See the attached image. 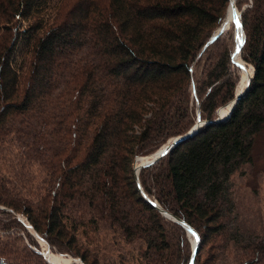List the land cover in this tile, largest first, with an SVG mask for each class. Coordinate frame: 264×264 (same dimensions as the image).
I'll return each mask as SVG.
<instances>
[{"label": "trees", "instance_id": "16d2710c", "mask_svg": "<svg viewBox=\"0 0 264 264\" xmlns=\"http://www.w3.org/2000/svg\"><path fill=\"white\" fill-rule=\"evenodd\" d=\"M229 3L0 0V153L17 144L24 165L45 167L50 183L49 195L34 207L23 192L30 177L17 180L0 168V205L9 209L0 212L9 225L26 231L14 216L23 214L44 240L46 235L59 251L88 262L70 236L78 226L68 212L82 206L118 226L126 238L146 240L145 260L137 264L181 263L186 257L164 238L161 213L142 195L134 163L196 124L193 94L200 119L209 124L142 169L140 184L149 200L197 231L193 264H202L198 224L210 234L233 230L224 221L235 209L231 177L254 162L264 134V0H251L241 13L246 36L241 54L255 70L249 90L226 121L213 122L237 89L235 24L231 48L219 42L223 32L209 44ZM234 19L229 8L225 22ZM9 225L4 227L10 230ZM12 236L0 243V264H34L40 255L36 261L48 264L40 252L11 246L17 238ZM42 247L52 263L73 264L43 242ZM262 248L254 243L244 248L257 253L246 264H264ZM192 255L190 249L182 264H191Z\"/></svg>", "mask_w": 264, "mask_h": 264}, {"label": "rangeland", "instance_id": "374dc122", "mask_svg": "<svg viewBox=\"0 0 264 264\" xmlns=\"http://www.w3.org/2000/svg\"><path fill=\"white\" fill-rule=\"evenodd\" d=\"M250 5L251 0H235V6L240 13H243ZM229 7L230 3L225 11L224 22L226 21ZM232 33L233 32L230 28L223 32V36L219 41L223 48L232 47ZM234 35L235 34L233 33V36ZM234 38L236 41L235 36ZM241 59L243 60L242 54ZM202 66L203 64L201 65L200 70H202ZM247 66V69H251L252 71L253 67L250 64H247ZM239 69L235 67L232 68V73L237 79V88L241 82L242 73H245L247 70L245 69V71H243ZM198 76L201 78V75ZM193 79H196L197 82L199 81L195 76ZM189 90L191 91V88ZM190 105L193 109V116H197L198 113H200V110L197 107V102L193 97V94L190 97ZM167 143L168 141L163 143L152 154L158 153ZM254 152V162L242 166L231 177V193L235 209L228 218L224 219V221L228 226H232L233 230H227L225 233L212 231L213 233L210 234L209 230L203 223L198 224L202 236L204 237L203 246L199 252L201 255L199 256L198 254L202 264H246L250 258H254L257 255V253L249 254L251 251L246 253L245 249L251 243L260 244L263 247L262 255L264 256V134L258 138ZM147 156L149 155H140L138 157ZM0 168L3 169V172L10 173L17 180L29 176V185L31 184L32 187L30 188L28 185V188L22 191L25 194L31 195V198L33 199L32 205H34V207L42 205L43 199L49 195L50 191V183L47 181V170L45 167H41L38 164L25 166L22 156L19 154L17 144H13L10 145L5 152L0 153ZM138 178L140 181L141 172L139 173ZM147 188L151 189L149 181H147ZM152 189L154 191V188ZM152 198L154 197L152 196ZM1 210L7 212L9 209L0 205V211ZM68 213L73 223L78 226L76 232L71 231L70 233V236L76 237L72 247L76 248V250L80 252V255H84L88 262H85L81 256L76 255L75 253H64L59 251L58 247L51 244L46 235L43 234L47 239L44 240L34 228L30 230L27 228L25 231L18 226V224L13 223L10 224L11 227L9 230V228L4 227V224H6V226L7 224L9 225V219L2 212H0V243L5 240L6 235L14 234L12 237L17 238H15L11 246L20 248V246L24 245L32 252L38 253L43 251V242L53 253L66 255L72 258L73 261H77V263L73 262V264H137L136 261L140 257H143L144 259V251L147 248V242L145 239L136 238L131 240L126 238L118 226L102 221V219L94 214L92 210H88L82 206H73ZM141 214L147 217L149 216V214H146L142 210ZM65 215L67 216V214ZM14 216L18 219L20 216L25 220L26 224L31 225L25 215L15 213ZM65 220H67V218ZM160 222L162 223V230L164 231L163 236L170 242L171 249H177V251L180 250L183 258L186 257L182 260L186 261L189 251L192 249L190 237L188 234H184L173 220L162 214ZM235 230H237V232H235ZM38 236L42 238V240L38 238ZM205 237L208 238V242L205 240ZM238 240L243 242V247L238 245ZM249 255L253 256L246 259ZM38 257H36V260H40ZM123 258L125 259V263L122 260ZM36 260L34 259V264H41ZM61 260L66 262L64 259ZM78 260H80V262ZM182 260L179 264L184 262ZM46 262L50 264L47 260ZM140 264L142 263L140 262Z\"/></svg>", "mask_w": 264, "mask_h": 264}, {"label": "water", "instance_id": "95a60500", "mask_svg": "<svg viewBox=\"0 0 264 264\" xmlns=\"http://www.w3.org/2000/svg\"><path fill=\"white\" fill-rule=\"evenodd\" d=\"M232 8L235 12V19L231 22V23H227L224 22V24H222V26L218 29V31L213 35V37L211 38V40L209 41V44L212 43L222 32L229 30L231 24H235V37H236V48L234 51V55H233V62L239 67V68H243V69H247V64L241 59V52H242V48L243 45L245 43V33L243 30V26H242V21H241V13L238 11L237 7L235 6V0H230V7ZM237 18L239 19L240 22V27H237L236 21ZM241 34V39L240 41L238 40V36ZM254 73L255 70L254 68L252 69V72H249L248 69V78H247V84L246 87L241 90L238 91V88L236 89V93H235V98L229 103L227 104L225 107L220 108L217 111V117L215 120H213V122L219 123V122H223L226 121L231 114L233 113V110L235 109V107L237 106L238 102L246 95V93L249 90V86L250 83L254 77ZM228 109V111L226 113L223 112V109ZM198 113V119L196 121V124L185 134L172 138L171 140L168 141V143L166 145H164L161 150L154 154V157L149 159L148 156L147 157H138L135 160V164H134V171H135V176H136V182L141 190L142 195L144 196V198L149 201L150 203H152L153 206H155L156 208L159 209V211L161 212V214L171 220H173L174 222L181 224L185 230L187 231L188 236L190 237V232L194 235L195 240L194 242L191 240L192 242V251H193V255H192V260H191V264L194 263V258L198 252V248H199V243H200V237L197 233V231L192 228L189 224H187L185 221L181 220L180 218H177L175 216H173L172 214H170L169 212H167L166 210H164L163 208H161L159 206V204L156 201H151L149 200L147 194L143 191L140 181H139V173L142 169L147 168L151 165H154L157 161H159L162 157H164L167 153L171 152L173 149H175L177 146H179L180 144H182L183 142H185L186 140L192 138L193 136H195L200 128L206 124H209V122H205L202 121L199 117ZM138 163V164H137ZM4 209V208H2ZM19 219L26 224L25 220L22 219L19 216ZM27 228L30 230L33 227L29 224H26ZM38 238H40L38 236ZM42 240V238H40ZM42 255H44L45 259L50 263V264H57V263H52L47 256L45 255V253L42 251L40 252ZM80 262V260H78ZM74 263H77V261H74Z\"/></svg>", "mask_w": 264, "mask_h": 264}, {"label": "bare ground", "instance_id": "6f19581e", "mask_svg": "<svg viewBox=\"0 0 264 264\" xmlns=\"http://www.w3.org/2000/svg\"><path fill=\"white\" fill-rule=\"evenodd\" d=\"M235 13V12H234ZM240 39H241V34L238 36V40L240 41ZM237 45V44H236ZM247 68H248V66H246ZM241 69V68H240ZM241 70H243V71H245V69H241ZM249 72L251 73L252 71H251V69H249ZM246 73V74H245ZM245 73L243 72L242 73V79H241V82L239 83V85H238V91H241V90H243L245 87H246V84H247V78H248V69L245 71ZM228 111V109L226 108V109H223V112L224 113H226ZM154 157V154H152V155H150V156H148V158L149 159H151V158H153ZM138 164V163H137ZM190 239L194 242V240H195V237H194V235L190 232Z\"/></svg>", "mask_w": 264, "mask_h": 264}, {"label": "snow or ice", "instance_id": "6c2138e0", "mask_svg": "<svg viewBox=\"0 0 264 264\" xmlns=\"http://www.w3.org/2000/svg\"><path fill=\"white\" fill-rule=\"evenodd\" d=\"M236 24H237V27H240V22L238 18H237Z\"/></svg>", "mask_w": 264, "mask_h": 264}]
</instances>
